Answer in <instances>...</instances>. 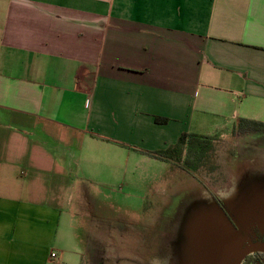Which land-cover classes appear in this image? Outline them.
Wrapping results in <instances>:
<instances>
[{
    "label": "crops",
    "instance_id": "1",
    "mask_svg": "<svg viewBox=\"0 0 264 264\" xmlns=\"http://www.w3.org/2000/svg\"><path fill=\"white\" fill-rule=\"evenodd\" d=\"M241 119L264 123V0H0V264H65L81 181Z\"/></svg>",
    "mask_w": 264,
    "mask_h": 264
},
{
    "label": "rangeland",
    "instance_id": "2",
    "mask_svg": "<svg viewBox=\"0 0 264 264\" xmlns=\"http://www.w3.org/2000/svg\"><path fill=\"white\" fill-rule=\"evenodd\" d=\"M209 138L213 149L196 170L163 160L147 163L142 169L134 166L133 160L126 170L116 167L112 170V182L102 183L101 179H95V183L81 181L70 211L76 217L71 226H67L61 245L62 262L170 264L168 253H163L161 258L150 257L147 253H143L142 258L139 253L143 250L142 245H148L154 230H162L163 221L170 215L174 219L169 227L168 236L173 239L170 248L192 247L191 238L185 236L184 231L189 220L187 203L195 198V194L185 197L180 202L184 204H179L182 199L177 193L184 188L200 186L204 188L202 193L207 191L212 197L214 193L221 199L222 195L231 192L237 175L253 165L252 160L262 159L258 151H264L261 150L264 138L252 134L239 135L234 131L227 138Z\"/></svg>",
    "mask_w": 264,
    "mask_h": 264
},
{
    "label": "water",
    "instance_id": "3",
    "mask_svg": "<svg viewBox=\"0 0 264 264\" xmlns=\"http://www.w3.org/2000/svg\"><path fill=\"white\" fill-rule=\"evenodd\" d=\"M194 197L187 203L189 220L184 231L193 245L170 248L169 263L240 264L253 250L244 246L250 227L264 223V166L244 168L231 192L221 196L222 206L207 191Z\"/></svg>",
    "mask_w": 264,
    "mask_h": 264
},
{
    "label": "flooded vegetation",
    "instance_id": "4",
    "mask_svg": "<svg viewBox=\"0 0 264 264\" xmlns=\"http://www.w3.org/2000/svg\"><path fill=\"white\" fill-rule=\"evenodd\" d=\"M261 150H264V148ZM258 152L262 154V159L257 158V159L252 160L253 165H251V167H253L254 170H258L259 167L264 166V151H258ZM250 153H252V151ZM261 174H262V171L260 172L259 176ZM203 191H204V188L200 186L199 187L195 186L193 188H184L182 191L177 193L180 199H182L178 203L184 204L180 202H182L185 199V197L189 195H194V194L195 195L201 194ZM213 197L218 202V204L222 206L220 197H218L214 193H213ZM163 222L164 223H163L162 230L160 232H156L154 230V234L149 237L148 245L147 246H145V244L144 246L142 245L143 250H139V253L141 255H143V253L145 254L147 253V254H150V257L154 256V257L161 258L163 253L168 252V250L170 249L169 243L173 242V239H169L170 236H168L170 234L169 227L174 222L173 216L170 215L168 220L163 221ZM235 227L238 229L236 224H235ZM247 235L248 236H247L244 246L245 247L251 246L253 250L248 255L245 256V258L241 261L240 264H264V223L252 225ZM142 240H144V238ZM123 253H125V251H123ZM144 256L145 255H143L142 258ZM102 262L103 261H101V264L105 263V262L103 263ZM158 264H162V263L159 262Z\"/></svg>",
    "mask_w": 264,
    "mask_h": 264
},
{
    "label": "trees",
    "instance_id": "5",
    "mask_svg": "<svg viewBox=\"0 0 264 264\" xmlns=\"http://www.w3.org/2000/svg\"><path fill=\"white\" fill-rule=\"evenodd\" d=\"M239 135H256L264 138V123L253 120L241 119L235 129ZM213 149L212 139L197 135H184L179 142L166 150L152 153L151 156L158 160L184 164L196 170L204 162L207 154ZM187 155H184V154Z\"/></svg>",
    "mask_w": 264,
    "mask_h": 264
},
{
    "label": "built area",
    "instance_id": "6",
    "mask_svg": "<svg viewBox=\"0 0 264 264\" xmlns=\"http://www.w3.org/2000/svg\"><path fill=\"white\" fill-rule=\"evenodd\" d=\"M52 257L55 258V257H56V254L53 253V254H52Z\"/></svg>",
    "mask_w": 264,
    "mask_h": 264
}]
</instances>
